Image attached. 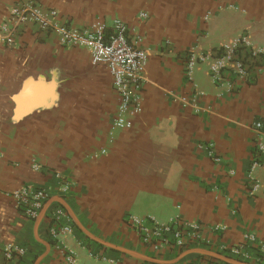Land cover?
Wrapping results in <instances>:
<instances>
[{"label":"crops","instance_id":"0c3cea01","mask_svg":"<svg viewBox=\"0 0 264 264\" xmlns=\"http://www.w3.org/2000/svg\"><path fill=\"white\" fill-rule=\"evenodd\" d=\"M16 2L0 0V26ZM38 2L73 28L127 25L129 42L148 55L142 112L131 129L111 136L119 96L107 66L93 65L84 48L61 45L53 31L20 27L10 47L0 31V264H63L50 235L58 207L73 228L61 241L76 264H154L139 256L170 262L196 249L220 254L219 244L240 245L247 234L256 238L247 249L259 255L264 158L256 192L247 175L257 142L264 145V59L244 78L226 70L221 83L210 59L191 77L186 65L190 55L213 58L243 35L264 46V0ZM209 144L221 162L200 148ZM23 187L51 192L35 219L9 196ZM132 216L201 224V242L157 253L143 245ZM8 246L23 254L7 258ZM209 262L227 264L198 253L176 264Z\"/></svg>","mask_w":264,"mask_h":264},{"label":"built area","instance_id":"2783aa9c","mask_svg":"<svg viewBox=\"0 0 264 264\" xmlns=\"http://www.w3.org/2000/svg\"><path fill=\"white\" fill-rule=\"evenodd\" d=\"M26 25H34L42 31L56 32L61 45L84 48L90 52L93 65L103 64L107 66L119 96L117 115L110 134L113 136L114 130H128L133 127L132 118L142 112L143 72L148 64V55L146 51L129 42L126 24L116 21L112 32H109L106 24L102 22L96 23L91 29L82 30L61 22L57 10L45 9L39 4L38 0H17L10 10L7 22L0 26V31L4 36L3 43L9 47L13 46L19 28ZM209 59V70L215 82L221 83L223 73L230 68L239 77L244 78L247 76L248 69L252 64L264 59V46L254 48L248 37L243 35L224 45L215 53L213 58L207 55H190L186 65L188 76L191 77L198 64ZM261 128V124L256 125L258 133ZM213 147L212 144L200 146L219 163L222 159L215 155ZM105 154H107V150L102 149L101 155ZM263 158L264 145L258 141L247 175V181L252 187L251 193L256 192L260 187L256 181L255 172L262 166ZM56 176L60 180L59 190L61 193L68 192L70 189L69 184L61 182L62 177L60 174ZM50 195L51 192L48 189L23 187L9 196L12 197L16 208L21 209L26 217L35 219L49 200ZM67 219L64 210L60 207L56 208L50 218L52 221L50 235L55 246L62 253L63 264H76L77 255L68 250L61 241L63 236L73 233V228L63 223ZM130 222L137 230L143 245L157 253L165 249L184 248L201 242L203 227L198 223L176 218L169 223L161 224L153 218L142 220L134 216L130 218ZM214 229L216 231L224 230L220 226ZM255 241L254 235L247 234L240 245L219 244L216 249L223 256L237 261L247 264H264L263 248L259 255H254L247 249L249 243ZM15 251L23 254L22 250L8 246L5 250L7 258L12 259ZM207 264L222 263L209 262Z\"/></svg>","mask_w":264,"mask_h":264},{"label":"water","instance_id":"95a60500","mask_svg":"<svg viewBox=\"0 0 264 264\" xmlns=\"http://www.w3.org/2000/svg\"><path fill=\"white\" fill-rule=\"evenodd\" d=\"M190 253H198L201 255H206V256L212 257L214 259L220 260L222 262H225L227 264H247V263H244L241 261H237V260L228 258V257L223 256V255L217 254V253H212L209 251L199 250V249L188 251V252L182 254L178 259H176L174 261H170V262H165V261H161V260H157V259L149 258V257H141V256H139V257L144 261L154 263V264H176L182 257H184L185 255L190 254Z\"/></svg>","mask_w":264,"mask_h":264}]
</instances>
